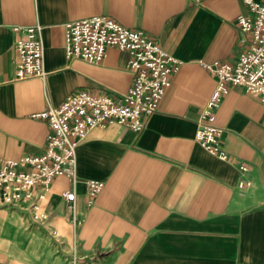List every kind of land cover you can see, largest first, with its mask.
Returning a JSON list of instances; mask_svg holds the SVG:
<instances>
[{
	"label": "crops",
	"instance_id": "crops-1",
	"mask_svg": "<svg viewBox=\"0 0 264 264\" xmlns=\"http://www.w3.org/2000/svg\"><path fill=\"white\" fill-rule=\"evenodd\" d=\"M242 0H0V157L41 151L49 127L35 114L86 89L119 98L128 55L106 49L99 63L65 54L64 23L105 15L153 36L181 64L138 133L95 129L76 150L74 224L54 178L47 214L0 205V264H264V103L230 87L215 115L228 160L194 139L216 76L206 64L234 63L249 37L237 24ZM41 25L45 77L15 79L14 25ZM239 163L248 167L242 175ZM242 177L251 179L239 189ZM102 181L88 200L85 180Z\"/></svg>",
	"mask_w": 264,
	"mask_h": 264
},
{
	"label": "built area",
	"instance_id": "built-area-1",
	"mask_svg": "<svg viewBox=\"0 0 264 264\" xmlns=\"http://www.w3.org/2000/svg\"><path fill=\"white\" fill-rule=\"evenodd\" d=\"M247 15H238L240 30L249 37L247 47L234 63L213 61L207 69L216 76L215 88L202 108L194 135L208 153L228 160L219 138L223 129L215 124L216 111L230 87H239L264 103V0H242ZM12 55L15 79L45 77L41 25H14ZM65 54L71 59L99 63L106 49L114 47L128 55L127 68L132 80L127 90L115 98L86 89L67 95L57 106L35 114L47 122L49 133L40 152L18 158L0 157V205L17 207L31 214L33 222L46 218L41 203L50 193L55 177L67 176L72 188L62 191L73 223L76 216L77 147L95 129L110 125L138 133L147 116L156 111L171 84L181 61L165 51L158 41L142 30L129 29L105 15L74 19L64 23ZM242 175L248 167L239 163ZM251 179L242 177L238 188L250 187ZM88 200L103 188L102 181L85 180Z\"/></svg>",
	"mask_w": 264,
	"mask_h": 264
}]
</instances>
